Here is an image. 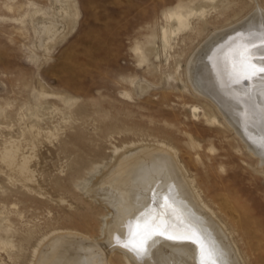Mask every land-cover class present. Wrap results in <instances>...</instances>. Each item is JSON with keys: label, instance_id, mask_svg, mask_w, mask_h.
Here are the masks:
<instances>
[{"label": "rangeland", "instance_id": "1", "mask_svg": "<svg viewBox=\"0 0 264 264\" xmlns=\"http://www.w3.org/2000/svg\"><path fill=\"white\" fill-rule=\"evenodd\" d=\"M68 1L0 0V153L15 142L29 169L0 161V264H36L65 235L102 259L112 193L94 194L97 178L146 150L174 156L239 264H264V167L184 76L198 45L264 0H72V21ZM123 241L112 264L149 261Z\"/></svg>", "mask_w": 264, "mask_h": 264}, {"label": "bare ground", "instance_id": "2", "mask_svg": "<svg viewBox=\"0 0 264 264\" xmlns=\"http://www.w3.org/2000/svg\"><path fill=\"white\" fill-rule=\"evenodd\" d=\"M71 2L72 0L68 1L70 21L74 17ZM176 17L179 24L183 25L182 17ZM241 20L215 31L198 45L188 58L184 76L187 86L214 108L226 127L243 144L251 157L258 161L259 167H264V141L261 140L264 136V73L261 78L251 81L237 80L232 74L233 61L242 43L254 45V55H264V9L257 4ZM167 46L170 50V46ZM253 63L264 66V60L257 59ZM247 125L256 129L255 137L246 135ZM152 151L120 157L114 161L110 172L97 178L94 194L101 196L103 191L99 185L107 182V191L112 193L106 204L111 214L110 219L106 220V245L103 247L106 254L102 259L96 255V250L81 243L79 235H65L56 236L41 245L36 264H110L109 248L124 242L125 238L128 241L129 233L136 222L141 221L143 228L142 218L151 212L154 214L148 215L149 221L159 217L158 222L175 226L177 232H196L205 244L217 250L223 264H239L222 230L207 214L208 212L214 216V212L201 199L193 182L188 184L184 181L183 170L180 172L174 156L159 151L158 155V152L155 151L156 154ZM18 152L19 145L11 142L0 153V161L23 180H29L28 158L24 157L19 163ZM143 209L146 211L139 215L137 211ZM152 241L154 246H148L142 259L129 251L135 261L149 260L145 261L146 264H198L197 246L190 241H180L184 246L178 249L168 247L170 239L165 236H154Z\"/></svg>", "mask_w": 264, "mask_h": 264}, {"label": "snow or ice", "instance_id": "3", "mask_svg": "<svg viewBox=\"0 0 264 264\" xmlns=\"http://www.w3.org/2000/svg\"><path fill=\"white\" fill-rule=\"evenodd\" d=\"M254 45L242 43L239 52L234 58L232 65V74L237 80L243 79L251 81L254 78H261L264 73V66H258L253 61L259 59L264 60V55L256 56L252 52ZM264 141V136L261 137ZM150 215V214H148ZM148 215L142 219L145 221L141 228V221H137L129 233V240L122 247L132 252L138 259H142L149 246V241L157 235L165 236L170 240L190 241L197 246L199 252L198 264H223L219 258V253L214 247L205 244L196 232H177L175 226L167 222L160 223L159 217H155L148 221ZM172 232V235H168Z\"/></svg>", "mask_w": 264, "mask_h": 264}]
</instances>
